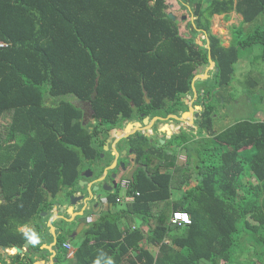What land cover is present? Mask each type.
I'll use <instances>...</instances> for the list:
<instances>
[{
    "label": "trees",
    "instance_id": "1",
    "mask_svg": "<svg viewBox=\"0 0 264 264\" xmlns=\"http://www.w3.org/2000/svg\"><path fill=\"white\" fill-rule=\"evenodd\" d=\"M191 3L194 22L199 27L204 19L207 29L215 13L235 10L246 23L264 12V0ZM168 7L166 0H0V41L6 43L0 47V119L10 118L0 125V246L22 247L28 235L19 227L49 209V196L61 187L77 184L84 161L99 158L102 126L121 125L140 112L187 110L181 98L193 94V78L210 54L213 79L195 83L207 99L197 134H174L165 152L145 136L131 140L137 162L146 165L128 187L139 192L128 206L139 224L122 230L120 219L104 214L87 230L75 264L109 258L113 264H264V120L239 119L219 132L212 126L216 104L225 100L213 97L214 89L231 81L242 49L261 44L264 60V29L242 36L234 28L228 47L210 34L208 50L192 38L191 24L190 37L180 33ZM72 99L91 100V130ZM183 187L181 198L172 199L171 190ZM174 210L188 212L191 222L171 224ZM58 241L65 254L63 237ZM14 257V264H31Z\"/></svg>",
    "mask_w": 264,
    "mask_h": 264
},
{
    "label": "crops",
    "instance_id": "2",
    "mask_svg": "<svg viewBox=\"0 0 264 264\" xmlns=\"http://www.w3.org/2000/svg\"><path fill=\"white\" fill-rule=\"evenodd\" d=\"M166 1L168 2L169 7H174V4L169 3L170 2L169 0ZM172 1L176 2V7H174L175 10L180 11L182 8L186 12L187 11L190 12L192 22H189V24H191L197 32L192 38H194V40L198 45L203 46L208 50L210 47L209 46L210 34L219 37L221 40V45L224 47H228L234 41L233 39L234 28L237 27L240 28L241 30L240 34L242 36H245L253 32V30L256 27H261L264 29V12L258 17H256V19H254L253 21L242 23V15L237 13L235 10H232L228 13L213 14L210 17L209 20L210 24L208 29L205 26L206 24L205 20L201 19V23H200L201 26L198 27L196 22H194V19L197 16H195L192 13L193 10V4L191 3L192 0H172ZM211 1L212 0H202L203 7H206ZM229 15H231V19H229L228 24L230 25L228 27L227 26L213 27L212 21L214 20L213 19L214 17L229 18ZM184 18L185 17L183 16V19ZM215 19L217 22L218 18ZM255 21L257 24L254 27V29L252 31H246V25L253 23ZM189 24H188L189 30L180 31L179 29L180 33L185 37L191 36V32H190L191 26ZM185 28H187V26H185ZM254 45L249 46L245 49L252 48ZM259 45L262 49V45L261 44ZM245 49H242L240 51L239 59L241 58L242 56L241 54ZM260 55L258 58L261 59ZM209 57H211L210 54L208 55L207 65L210 66L213 64V70L205 78L196 77L198 72L196 71L193 94H189L192 96V98H189V100L184 99L185 100L184 104L187 106V110L189 106L199 105L200 108L203 107L199 102L198 104L194 105L192 101H194L196 98L204 100L202 89L197 90L195 87V83L198 84L199 80H205L207 78H210V76L211 79H213L215 62L213 61V63H210ZM240 63L245 69L247 68L244 66L243 61H241ZM215 69L218 70V68ZM251 69L249 68L246 70L245 76L247 77V80L244 81V84L253 87L257 85L258 82H260L261 89H263L264 88L263 81L261 82L260 81L261 78L257 77L258 75L256 76L255 74H253V70ZM234 72H235V67H234ZM232 80H233V75L228 85L224 87H216L214 89V93L212 96L216 98V96L223 95L221 90L225 87H228V90L230 91L231 86L229 85L232 84ZM189 95L185 97H188ZM224 95L228 96V91L227 94ZM224 101L225 100H223V103L221 101V103L217 105L218 106L217 111L219 110V108H221L222 104H224ZM80 103H87V102L80 101ZM204 103L205 102H203V104ZM88 107L89 108L87 110L89 112V117H87L86 110H83L82 125L86 126L88 130H91L95 123V119H94V114H92L91 112L92 106L90 107L88 105ZM200 108H198L197 111ZM218 112L220 113V111ZM172 114L178 115L179 113H171L169 115L167 114L163 116L157 114L152 116L151 118L148 116L149 119L147 124L149 123L151 124L152 122L158 119L159 120L158 131H166L168 132V134H171V131H173L175 128L174 121H177L170 116ZM216 115L217 113L215 111V113H213V119H216ZM157 116L162 118H158ZM142 117L143 118L145 117L144 114L142 115ZM140 118L126 120L124 123H122L121 126L125 127V129L123 130L124 134L132 132L133 130L134 131L137 130L143 133L144 129L138 128L140 125H142L141 124L142 121ZM259 118H260L259 120H264V116L261 117L259 116ZM168 119H172V120L169 121ZM186 119H187L186 121L184 120L180 122V124L186 126V129L184 128L181 132H193L194 134H197L198 128H197L196 120L194 121L193 118V124H192L191 118L186 117ZM3 120H5L6 122H2ZM3 120L1 118L0 122L7 124L8 121L10 120L9 115H5V118ZM129 122L130 123L133 122V123L131 125H128ZM137 122H141L140 125ZM178 125L176 127H178ZM189 127L191 129H189ZM194 127L196 130H194ZM113 132L114 135L117 136V138L121 135H124L121 133L122 129H117L116 132L115 131ZM100 141H102L103 143V140ZM167 141L168 140H164V141L154 140L153 142H150V145L152 144L156 148H161L163 152L170 151V146L166 144ZM123 149H127V150L131 149V151L130 152L126 151L125 156H123L124 154L121 152V150ZM179 150L184 151V156H185L184 159L186 160L185 150L182 148H179ZM180 151L177 157L178 164H181L178 162ZM134 160H136V150L131 140H129L128 142H126V140H106V142L102 144V151L99 154V158L92 162L84 161V163L80 166V176L77 180V184L70 187H61L54 197L49 196L51 202V206L49 207V209L41 211L39 217L19 227V230L23 232H27L29 234H35L37 237V242L33 244L30 241L28 235L26 240L29 239L30 241L29 249L26 250L24 246H22L21 248L24 249L23 253H17L14 246H11L9 248L6 247L10 255L5 257L3 255V252L0 251V264H14L13 262L15 259L14 255L16 253L20 255L19 261L31 262V264H75L76 260L74 258V253L86 238L87 230L90 228L91 225L95 224L98 220H100L104 214H107L109 218L114 216L115 218L120 219L118 222V227L122 230L127 226H131V228H134V223L135 225L139 224V220L136 219L134 222V214L128 211V206L130 203L134 201V196L136 195V193L135 195L133 193H129L128 187L130 185L129 183L132 181V176L134 175V172L138 167L141 166L144 169L143 166H145L144 170H146V165L137 162L140 164V166L135 167L134 172L129 171V169L132 168L134 165ZM120 161H123L125 163L124 165L125 167L120 165ZM161 170L163 171L164 168H161ZM84 172H86L87 175H84ZM113 176H115V178H113ZM113 182L116 184V188H112L111 190H109L108 188H110V186L112 187ZM190 183L191 184L189 186H186L187 188L194 186L196 181L192 180ZM184 189L185 187H183L182 189H172L171 190L172 199L181 198L182 191ZM97 194H101V197L97 198L96 197ZM71 195L78 196V197H74L72 203L69 202L68 200V198ZM82 196H84V199L78 200L81 199ZM143 229L145 230L146 227H143ZM111 230L114 232L116 231L115 229H111ZM72 234H76V236L73 237ZM62 237H63V242L61 247L65 250V254L60 253L61 248L59 246L58 240ZM165 241L169 242L168 239H165ZM65 242L70 243L72 247V250L70 252L67 251V249L63 246ZM92 242L93 239L91 240V243ZM144 242L145 240L143 241V243ZM150 247L154 249L152 245H150Z\"/></svg>",
    "mask_w": 264,
    "mask_h": 264
},
{
    "label": "rangeland",
    "instance_id": "3",
    "mask_svg": "<svg viewBox=\"0 0 264 264\" xmlns=\"http://www.w3.org/2000/svg\"><path fill=\"white\" fill-rule=\"evenodd\" d=\"M169 3L174 4V7H176V2L169 0ZM167 2V1H166ZM168 3V2H167ZM173 6V5H172ZM174 7H169L166 11L167 12H172L176 16V22L179 25L180 31L183 30H189L188 29V24L189 22H192L191 19V14L189 11H185L184 9L181 8L180 11H177L174 9ZM183 14V15H182ZM190 14V15H189ZM183 16L185 18L183 19ZM218 18L217 22L216 19ZM214 19V20H213ZM212 21L213 27L217 26H229L228 24L229 19H231V15H229V18H221V17H214ZM256 21L253 23H250L246 25V31H252L254 27L256 26ZM187 26V28H185ZM262 49L259 44L254 45L252 48L245 49L242 52L241 58L235 63V72L233 74V80L232 84H230V91L228 90V87H225L221 90V92L224 94H227L228 91V96H225V101L224 104H222L221 108H218V104H216V119H213L212 121V126L213 130L216 132H219L226 128L227 126L233 124L235 121L243 118H251V119H260L259 116H264V98L260 97L261 94V85L260 82H258L257 85L250 87L244 84V81L247 80V77L245 76L246 70L251 69L253 70V74H255L257 77L261 78V82L263 81L264 84V61L259 57L261 54ZM241 61H243L244 66L247 67L246 69L241 65ZM213 70V64L212 65H207L204 64L200 66V68L197 70V75L196 77L200 78H205L209 73H211ZM201 75V76H199ZM211 79V76H210ZM235 83V86H234ZM234 86V87H233ZM68 96L65 99L69 100ZM188 97H192L189 95ZM229 97V98H228ZM57 101V99H48V104H53ZM72 101L76 102L78 105H80L83 110H86L89 108L87 103H80L74 99ZM222 103L223 100L221 99ZM259 115V116H258ZM188 117V116H185ZM5 118L2 117V120ZM167 120V119H165ZM2 122H6L3 120ZM0 122V125H4V123ZM190 124V123H189ZM187 125V124H186ZM167 126V125H165ZM194 130L195 127H194ZM204 135H207L206 132H203ZM182 153V154H181ZM252 153V150L249 148H246V151L244 152V155L247 157H250ZM184 151H180V155L178 158L179 163L184 162ZM250 181L252 184H256V179L249 175Z\"/></svg>",
    "mask_w": 264,
    "mask_h": 264
},
{
    "label": "flooded vegetation",
    "instance_id": "4",
    "mask_svg": "<svg viewBox=\"0 0 264 264\" xmlns=\"http://www.w3.org/2000/svg\"><path fill=\"white\" fill-rule=\"evenodd\" d=\"M184 98L185 97H182L181 98V101L183 102V103H185V100H184ZM188 98V100H189V98H192V97H187ZM197 101V102H196ZM198 102L199 103H201V106H203L202 108H200L199 110H198V113H199V115H198V117H195L194 118V121L195 120H197L199 117H200V114H201V112L205 109V106H204V104H203V102H207V100H202V99H198V98H196L194 101H192V103L195 105V104H198ZM183 111H178L177 113H179L178 115H181V113H182ZM195 112H197V109H196V111ZM86 114H87V117H89V112H88V110L86 111ZM144 113L143 112H140L139 113V115L141 116V121H142V119H143V117H142V115H143ZM169 115V114H168ZM147 116H149L150 118L152 117V116H150V115H147ZM163 116V115H162ZM164 117H166V116H164ZM169 121L170 120H172V119H168ZM180 120H177V121H174V124H175V128H174V130L172 131L173 133H171V134H168V132H166V131H158V123H159V120L157 119V120H155L154 122H152L151 124L149 123V124H143L142 123V125H140L138 128H142V129H144V131H143V133L142 132H139V131H137V130H133L132 132H129V133H125L124 134V131L122 130V134H124V135H121V136H119L118 138H117V136L116 135H114V132L113 131H115L116 132V130L117 129H119V127H121V125H117V126H114V127H112V128H107L105 125L104 126H102V128H101V139L103 140V144L106 142V140H145V138H144V136L145 137H147L148 138V140H149V142H153L154 140H170V138H171V136L173 135V134H178V133H181V131L184 129L183 128V125L182 124H180ZM179 124V125H178ZM148 125H149V127H148ZM179 126V129L180 130H178V131H176V126ZM123 127V126H122ZM134 128V127H133ZM146 132H149V134H147ZM116 134V133H115ZM143 134V135H142ZM161 134V135H160ZM142 136V137H141ZM110 151H111V149H110ZM137 166H140V164L139 163H137V161L136 160H134V165H133V167L132 168H130L129 169V171H132V172H134V169H135V167H137ZM141 167V166H140ZM139 168V167H138ZM142 168V167H141Z\"/></svg>",
    "mask_w": 264,
    "mask_h": 264
},
{
    "label": "water",
    "instance_id": "5",
    "mask_svg": "<svg viewBox=\"0 0 264 264\" xmlns=\"http://www.w3.org/2000/svg\"><path fill=\"white\" fill-rule=\"evenodd\" d=\"M153 1H154V0H148L149 3H152ZM169 16H170L173 20H176V16H175V14H173L172 12H169ZM184 17H185V16H184ZM209 62H210V63H213V60L211 59V57H209ZM199 76H201V75H199ZM195 78H196V77L193 78V90H194V80H195ZM96 94H97V91H96V86H95V88H94V90H93V92H92V95H91V100L95 98ZM145 97H146V93H145ZM184 99H185V100H188L187 97H185ZM91 100L86 101L87 104H88L90 107H91ZM147 102H149V99H147ZM198 108H200L199 105L189 106L188 110L183 111V112L181 113V116H178V115H175V114H172V115H170V116H171L173 119H175V120H180V121H184V120L186 121L187 119H186L185 116H188V118H191V119H192L191 121H192V124H193V118L198 117V115H199L198 111L195 112V110L198 109ZM91 112H92V114H94V110H93V109H91ZM157 117H158V118H162V117H159V116H157ZM148 119H149V117H148V116H145V117L143 118V120H142V123H143V124H147V123H148ZM132 123H133V122H131V123L129 122L128 125H131ZM137 123L140 125L141 122H137ZM142 123H141V124H142ZM192 124H191V125H192ZM187 126H188V125H187ZM191 127H192V126H191ZM183 128L186 129V126L183 125ZM119 129L124 130L125 127H122V126H121V127H119ZM187 129H188V128H187ZM189 129H191V128L189 127ZM138 130H141V129H138ZM178 130H180V129H179V126L177 127V130H176V131H178ZM146 133L149 134V132H146ZM171 133H173V132L171 131ZM128 141H129V140H126V142H128ZM162 141H164V140H162ZM126 151H129V152H130L131 149H130V150H127V149H123V150H121V152L124 154L123 156H125ZM121 158H123V157H121ZM120 165H122L123 167H125V166H124L125 163H124L123 161H120ZM143 167H144V169H145V166H143ZM86 172H87V171H86ZM86 172H84V175H87ZM145 172H146L147 176L151 178V175L148 174L147 171H145ZM113 178H115V176H113ZM79 181H80V180H79ZM84 182H86V181H84ZM86 184H87V183H86ZM112 188H116V184H115L114 182L112 183V187L110 186V188H108V189L111 190ZM74 197H78V196L71 195V196L68 198L69 202L72 203ZM96 197H97V198L101 197V194H97ZM83 199H84V196H82L81 199H78V200H83ZM76 201H77V200H76ZM1 202H2V200L0 199V203H1ZM72 236L75 237L76 234H72ZM29 245H30V241H29V239L25 240L23 246H24V248H25L26 250L29 249ZM14 248H15V250H16L17 253H23V251H24V249H22V248L19 247V246H14ZM0 251L3 252V255H4L5 257H7V256L10 255L8 249H7L5 246H0Z\"/></svg>",
    "mask_w": 264,
    "mask_h": 264
},
{
    "label": "built area",
    "instance_id": "6",
    "mask_svg": "<svg viewBox=\"0 0 264 264\" xmlns=\"http://www.w3.org/2000/svg\"><path fill=\"white\" fill-rule=\"evenodd\" d=\"M6 43L0 41V47L5 46ZM139 192H136V195H138ZM177 213H180V216H177ZM187 216V220L184 219V216ZM169 221L171 224H174L176 226H185L191 222V216L188 212L182 211V210H174L172 214L170 215ZM63 246L67 249V251H71L72 247L69 242H65Z\"/></svg>",
    "mask_w": 264,
    "mask_h": 264
},
{
    "label": "clouds",
    "instance_id": "7",
    "mask_svg": "<svg viewBox=\"0 0 264 264\" xmlns=\"http://www.w3.org/2000/svg\"><path fill=\"white\" fill-rule=\"evenodd\" d=\"M181 214L180 213H177V216H180ZM184 219L187 220V216L185 215L184 216ZM26 235H29V239L30 241L34 244L37 242V237L35 234H29V233H26ZM107 264H113V261L111 258L108 259V262Z\"/></svg>",
    "mask_w": 264,
    "mask_h": 264
}]
</instances>
